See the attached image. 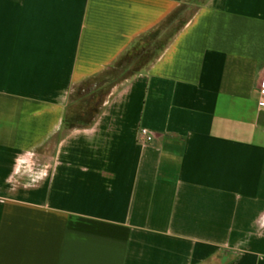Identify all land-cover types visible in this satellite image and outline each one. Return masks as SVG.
Here are the masks:
<instances>
[{"label": "crops", "instance_id": "0c3cea01", "mask_svg": "<svg viewBox=\"0 0 264 264\" xmlns=\"http://www.w3.org/2000/svg\"><path fill=\"white\" fill-rule=\"evenodd\" d=\"M183 1L0 0V264H264V0H204L91 126L63 125Z\"/></svg>", "mask_w": 264, "mask_h": 264}, {"label": "trees", "instance_id": "16d2710c", "mask_svg": "<svg viewBox=\"0 0 264 264\" xmlns=\"http://www.w3.org/2000/svg\"><path fill=\"white\" fill-rule=\"evenodd\" d=\"M192 16L188 20L182 22L181 25L173 31L171 36L160 44V47H158L159 53L180 32ZM177 19L178 12L175 10L158 27L145 34L140 39H149V41L155 45V41L160 32L163 31L164 28L168 29L172 27ZM158 55L155 56L154 60ZM132 64L133 63H123L122 54L108 69L75 86L70 93L69 103L64 114L63 125L65 129L70 131L91 126L99 115L111 89L139 72L138 70L131 69V71H129Z\"/></svg>", "mask_w": 264, "mask_h": 264}, {"label": "rangeland", "instance_id": "374dc122", "mask_svg": "<svg viewBox=\"0 0 264 264\" xmlns=\"http://www.w3.org/2000/svg\"><path fill=\"white\" fill-rule=\"evenodd\" d=\"M203 2L204 0H184L176 9L178 12V19L174 22L172 27L168 29L164 28L163 31L160 32L155 41V45H153L149 39L145 38L133 43L123 54V63H133L132 67L129 68V71L138 70L140 72L150 66L154 61L155 56L159 54L158 47H160V44L170 37L173 31L177 29L182 22L188 20ZM107 98L108 96L106 99Z\"/></svg>", "mask_w": 264, "mask_h": 264}, {"label": "built area", "instance_id": "2783aa9c", "mask_svg": "<svg viewBox=\"0 0 264 264\" xmlns=\"http://www.w3.org/2000/svg\"><path fill=\"white\" fill-rule=\"evenodd\" d=\"M256 95H257V105L259 108L263 109L264 108V77H262L259 80L258 87L256 90ZM154 135L150 131H148L145 128L140 129L138 133V139L142 143H149L153 140Z\"/></svg>", "mask_w": 264, "mask_h": 264}]
</instances>
